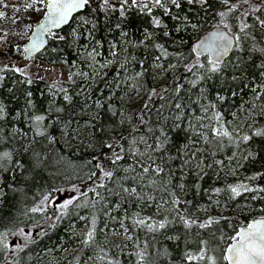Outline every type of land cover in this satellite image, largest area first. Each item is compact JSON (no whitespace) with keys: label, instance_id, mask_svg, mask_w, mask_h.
I'll list each match as a JSON object with an SVG mask.
<instances>
[{"label":"trees","instance_id":"1","mask_svg":"<svg viewBox=\"0 0 264 264\" xmlns=\"http://www.w3.org/2000/svg\"><path fill=\"white\" fill-rule=\"evenodd\" d=\"M98 3L99 0H92L89 7L58 31L60 35L67 37L65 41L49 38L46 48L33 59L56 65L64 63L77 68L80 73H88L82 54L95 47L100 53L96 56L98 61L105 64L112 61L111 64H106L107 71L99 81L97 76L93 77L88 73L90 75L87 78L81 75L71 83L57 81L50 84L46 80L35 79L30 74L16 72L0 64V77H3L0 80V103L5 105L8 112L5 119L0 120V152H13V163L8 165L9 170L5 172L0 169V189L3 190V195H0V233H6V240L0 242V264H42V259L50 253L56 258L57 264H108L107 259H96L99 248H104L108 256L119 259L121 264H135L134 253L144 248L145 242L148 245V264H179L180 254L186 248L195 250L199 238L210 239L209 233L214 229L201 230L194 226L186 236L183 225L173 221L174 214L168 213L169 205L162 203L170 200L168 193L172 190L180 197L178 208L181 214L202 220L207 216L226 218L216 226L226 234H234L226 221H230L238 229L246 226L251 219L264 217V138L252 135L253 128H264V114L261 113L264 110V88L260 87L264 84V77L254 66V63L260 64L264 57L257 55L250 59L247 52L241 53L244 58L241 67L244 71L240 80L232 82V73L229 71L226 73L229 77L226 83L222 84L221 79L214 78L192 87L188 82L194 76L183 67L184 63H192L191 58L181 60L175 69L168 68V64L177 63V52L188 57L191 45L199 36L211 30L212 24L219 19H213L214 11L222 10L219 1L210 0L213 7L207 12H200L203 27L198 31L189 29L179 33L175 31L170 16L164 15L161 9H153V14L161 17L168 25L167 29L153 28L151 16L135 8H128L124 18L119 16L118 11L108 16L100 10L92 12L93 8L98 9ZM175 11L173 8L172 12ZM184 12L195 16L194 12L188 13L187 6ZM240 12L238 9L235 15ZM81 16L97 22V28L93 32L94 39L82 36L73 42L71 30L79 26L77 21ZM244 19L250 24L253 21L250 14ZM117 23L120 28H116ZM87 27H91V24ZM32 29L33 26L30 32ZM145 29L156 35L151 40H145L144 45H138L140 40H144ZM164 31H169V36L165 37ZM121 32L127 35L121 36ZM253 34L257 36V47H264V40L259 37L258 25ZM173 39L177 41L175 45L171 43ZM181 39L184 41L183 45L179 44ZM95 40H101L102 46H97ZM153 40L165 44L169 57H163L150 46ZM112 43L120 46L115 57L111 55ZM252 43L251 39L246 41V48L251 47ZM236 55L233 51L229 57L234 60ZM158 56L160 59L157 61ZM154 61L165 70L154 67ZM137 72L142 75L136 76ZM28 79L32 80L31 84L27 83ZM141 83L143 90L139 92L130 86L138 87ZM177 83L181 85L179 93L173 90ZM60 87L67 89L68 95L72 97L71 102L64 100ZM152 88H156L159 96L165 99L161 100L159 96L153 95L149 100L148 93ZM201 88L204 89L203 95ZM29 92L30 97L27 95ZM233 92L235 95H232ZM217 93L224 95L226 100L219 101ZM137 97L139 100L133 105ZM29 99L34 107L27 105ZM97 100L103 107H97ZM173 102L181 103L184 113L181 128L168 131V147L175 159L162 165L164 172L159 177H151L156 181L155 184L149 185L148 180L141 184L138 175L133 180L134 174L125 172L129 165H133L137 173L142 171L136 163L140 157L134 159L129 154V145L133 137L147 134L149 126H157L162 117L173 115ZM50 104L52 111H49ZM210 104H216V110L221 113L225 126L233 132L232 142L217 139L206 144L189 129V124L209 125L206 117L213 115ZM109 105L112 106L111 111ZM202 106L209 111L203 112ZM56 108L61 111H55ZM120 109L124 110L125 117H131L130 121L125 119L122 125ZM25 112L29 115H45L48 133L55 139L50 141L36 136L23 115ZM113 112L117 114L113 116ZM158 112L160 116L157 115ZM17 113L21 115L18 117ZM247 113H251L250 119L239 132L233 131L231 122L234 117ZM141 116L145 121L143 124L139 122ZM171 123L169 119L168 124ZM133 126L137 131H133ZM102 128L105 131H101ZM204 130L208 131L207 128ZM241 134H248L252 138L248 142L235 139ZM113 136L122 137L119 145L125 149L123 153L119 152L117 146L107 147V144L112 143ZM186 136L197 141L195 145H190V151L196 152L199 149L198 156L204 158L200 168L196 167L198 161L195 158L187 166L183 163L186 158L183 156V146L189 143ZM101 140L106 141L103 147L99 143ZM23 146H27L29 151L25 152ZM138 146L143 149V144ZM113 151L123 157L115 166L111 165L109 159ZM33 152L40 154L42 163L39 167L34 166ZM249 152L254 155L247 160L243 159ZM16 160L23 163V169L15 164ZM165 160L167 161V154ZM217 160L222 163L217 164ZM97 163L114 172L111 179L103 181L105 187L98 186L100 180L99 169L95 167ZM209 164L211 167H207ZM169 170L173 173L172 182L165 185L162 181L169 178ZM181 170L185 177L183 181ZM92 172H96L97 176H91ZM197 181L200 184L198 189L195 187ZM181 182L186 185L183 191L177 187ZM121 184L128 188L136 187L142 199L123 192ZM236 184H242L251 191L241 190L239 196L232 198L228 185ZM213 188H220L221 192L214 193ZM61 194H65L64 200L57 202ZM70 199L72 204L62 210L64 201ZM33 208L37 210L32 211ZM133 212H139L140 217L155 219H162L167 215L170 223L159 232L134 228L131 220L126 219ZM94 216V242L86 246L82 242L83 234L92 226ZM121 221L130 229L132 240H127L123 234ZM196 233H200V236L197 237ZM113 235L120 239L114 240ZM166 235H178L180 239L168 240ZM216 235L218 240L219 233ZM134 241L139 242V247H132ZM121 243L129 247L121 251L116 247ZM164 249H168L171 255H158Z\"/></svg>","mask_w":264,"mask_h":264},{"label":"snow or ice","instance_id":"2","mask_svg":"<svg viewBox=\"0 0 264 264\" xmlns=\"http://www.w3.org/2000/svg\"><path fill=\"white\" fill-rule=\"evenodd\" d=\"M92 4V0H31V3L25 4L24 7L26 9L36 8V11L40 13V18L36 22L35 29L32 31V34L28 37V42L23 45V51L25 54H29L28 58H31L30 54L44 46L47 39L51 38L54 40L65 41L67 37L62 36L59 32L53 31V29L60 28L61 25L67 24L70 19H74V13H78V10H83L89 7ZM242 5H247L248 9L241 11L239 15H235L238 9L242 7ZM185 6H187L188 13H195V16H190L184 12ZM219 6L222 10L214 11L213 19L218 17L214 24L211 26V30L208 31L203 36H199L197 38V42L192 44L189 50L188 57H185L183 53L177 52V63H169L168 68L175 69L177 64L180 63L181 60H187L189 58L192 59V63H184L183 67L186 71L191 72L194 76V79L189 81L188 83L192 87H196L197 85L202 84L208 80H212L214 78L221 79V83H226L229 77L226 75L229 71H231L230 79L232 82L241 79L242 73L244 69L241 65L244 63V58L241 53L247 52L249 54V58L251 59L254 56L264 57V47H257V36L253 34V30L256 29L257 25L259 26V37L261 40H264V18H261L259 15H256L252 21V23H248L244 17L249 15V10L252 13H256L260 10L261 7H264V4H254L250 3L249 0H237V2H231V0H219ZM213 5L210 3V0H116L115 3L111 2V0H99L98 9L93 8L92 12H96L100 10L104 12L105 16H108L110 13L119 12V16L121 18L125 17L126 11L128 8L138 9L141 13H147L151 16V24L153 28L167 29L168 25L161 19L160 16L153 14V9H161L163 14L166 16H170L173 21V27L177 33L181 31L187 32L189 29L192 31H198L201 27H203L204 21L199 18V14L201 11L207 12L209 8H212ZM175 9V13L172 12V9ZM4 13L0 12V16H3ZM78 27L72 28L71 36L73 42H76L80 39V37H84L85 39L92 40L93 32L97 28V22L95 19H90L86 16H81L79 21H77ZM91 24V27H87V25ZM116 28H120V24H116ZM146 35L144 40H140L138 45H144L145 40H151L156 33L149 32L145 29ZM85 33L87 34L85 36ZM127 33L121 32V36H126ZM163 35L165 37L169 36V31H164ZM251 39L253 42L251 47L246 48V41ZM97 46H102L101 40L94 41ZM131 43V42H129ZM173 45L177 43L175 39L171 42ZM179 44L183 45L184 41L181 39ZM146 47L148 45H145ZM152 48L158 50L163 57H169L170 53L168 49L165 47L164 43L157 42L153 40L150 45ZM120 46L117 43L111 44V55L113 57L118 55ZM55 50V49H54ZM234 51L237 55L233 60L231 57H228V53ZM86 56L92 57L93 61H95V57L100 55L95 47L92 48L90 52H85ZM202 57L204 59H202ZM227 57V59H226ZM160 57H156L158 61ZM112 61L109 60L106 64H111ZM254 63V62H253ZM106 66V65H102ZM254 66L260 70V75L264 77V60L258 65ZM154 67L163 66L157 64L154 61ZM7 68V65H5ZM14 71L21 72L22 69L16 67ZM239 73V75H238ZM26 75V74H25ZM80 75L85 78L88 77V73L81 72ZM142 73L137 72L136 76H141ZM72 74H69V79L71 80ZM3 77H0L2 80ZM27 83L31 84L32 80L28 79ZM138 92L143 90V84L130 85ZM261 88H264V84L260 85ZM174 92L179 93L181 91V85L178 83L174 86ZM11 91V90H10ZM161 91H167V89H161ZM255 91V90H254ZM60 92L64 94V100L71 102L72 97L68 95L67 89L60 87ZM204 89L201 88V95H203ZM29 97L31 93L27 94ZM159 96V92L156 88H152L148 93V98L151 100L152 96ZM235 95V92L232 93ZM161 100L165 99L163 96H159ZM217 99L221 102L226 100L224 95H220L217 93ZM27 105L29 107H34L32 100H27ZM174 103L175 112L171 116H164L160 121H158L157 126L152 127L149 126L147 129V134L140 135L138 138L133 137L131 143L129 145V154L135 159V157L139 156L140 159L136 161L142 169L141 172L137 173L136 168L133 165H129L125 172H131L134 175L132 179L135 180L136 176L140 177V182L143 184L144 180H148L149 185L155 184L156 181L151 177H159L164 172V167L162 165L166 164L168 161L175 159L170 154L169 151V129H180L181 121L183 119V105L181 103ZM97 107H103L100 104V101H96ZM210 107L213 111V115L211 117H206L209 119V125H204L200 123L196 126L189 124V129L194 132V134L203 139V141L207 143H212L213 141L219 139L223 141L227 139V141L232 142L234 140L233 132L229 131V129L225 126V123L222 121V116L219 111L216 110V104H210ZM145 108H147V104H145ZM112 110V106L109 105V111ZM49 111H52V105H49ZM55 111L59 112L61 109L56 108ZM202 111L207 113L209 111L208 108H204L202 106ZM113 116L117 113L113 112ZM119 114L122 119L120 120V124L122 125L125 122V119L131 120V117L124 116V110L120 109ZM8 115V112L3 103H0V120H4ZM21 113H17L19 117ZM23 115L27 118L29 123L32 126V129L36 136L47 138L50 141L54 140L55 137L49 135L48 128L46 126V116L43 114H31L29 115L27 112L23 113ZM160 116V113H157ZM171 119V125L168 124V120ZM214 121V123H213ZM141 124L145 123L143 116L140 117ZM207 128L208 131L204 129ZM101 131H105L103 128ZM133 131H137L135 126H133ZM233 131L239 132V129H234ZM150 134V135H149ZM252 135L255 137L264 138V128H253ZM122 137H112V143L107 144V147L112 148L114 146L119 147V152L123 153L125 149L119 145V139ZM252 137L248 134H241L240 136L235 137L237 140H242L244 142L250 141ZM189 143L183 146V156L186 157L183 160L185 166H187L191 159L195 158L198 162L196 164L197 168H200V163L204 159L203 157L198 156L199 149L196 152L190 151V145H195L197 143L196 140H193L191 137H187ZM151 140V143H149ZM101 146H105L106 141H99ZM143 144V149H141L138 145ZM135 145L136 147H133ZM91 146V145H90ZM239 147V145H237ZM23 150L25 152L29 151L27 146H23ZM167 154V161L165 160V155ZM215 155V152L212 153ZM235 155V153H233ZM252 152H249L248 155L243 156V159L247 160L250 156H253ZM34 158V166L39 167L42 161L40 160V154L38 152H33ZM111 165L115 166L117 161L123 159V157L113 151L111 157L109 158ZM231 159V158H230ZM159 161V162H158ZM217 164H221L222 162L217 160L215 161ZM13 163V152L5 150L0 152V169L7 172L8 165ZM15 164L21 169L24 168L23 163L19 160L15 161ZM97 169H99V187H105L103 181L105 179H111L114 176L113 170L111 168L105 169V167L97 163L95 165ZM207 167H211V165H207ZM173 173L169 170V178L167 180L162 181L165 185L171 184V176ZM91 176H97L96 172H92ZM28 177H25L27 179ZM91 178V177H90ZM127 178V177H126ZM185 179L183 170H181V180ZM11 187V185H9ZM121 189L125 193H129L130 195H136L137 198L142 199L140 197L137 188L125 187L123 184L120 185ZM181 191L186 187L185 183L181 182L177 185ZM195 187L198 189L200 187L199 182L197 181ZM228 189L232 194V198L240 195L241 190L251 191V189L246 188L242 184L236 185H228ZM95 189H93L94 191ZM167 190V189H164ZM212 191L214 193L219 194L221 192L220 188H213ZM0 195H3V190L0 189ZM86 195V194H85ZM99 195V193H97ZM170 196V200L162 201L163 204L169 205L167 211L169 214H174L172 216V220L176 221L183 225L185 229L186 236L190 233V230L195 226L201 230H212L210 231V239L199 238L197 240V247L195 250L187 249L184 250L180 254L179 264H264V217L259 219H251L246 223V226H240L238 229L234 224L230 221H226L228 227L232 228L234 234H226L222 228L216 227L220 224L222 219H226L223 217L216 218L213 216H207L206 219L193 218L192 216H186L181 214L178 205H180V197L176 194L175 190H172L168 193ZM47 200V197H44ZM75 199V198H73ZM149 199H152L149 196ZM190 203V202H189ZM218 204L219 201H216ZM72 204V200H65L62 210H66L67 207ZM158 211L157 215H159V206H157ZM37 209L33 208L32 211H36ZM107 215V213H106ZM112 219H117L116 217H112ZM126 219L131 220V224L134 228H146L148 232H159L160 230L166 229L169 225L170 220L168 216H164L162 219H155L153 217L144 216L140 217L139 212H133L130 217L126 216ZM146 221H151L150 223H146ZM95 224L96 217L94 216L92 219V226L88 228V230L83 234V244L89 245L94 242L95 236ZM120 226L123 229V234L125 235L127 240H132V234L128 227L125 226L124 222H120ZM22 231V230H21ZM217 233H219V239L217 240ZM197 237L200 236V233H196ZM166 239L172 241H178L180 237L178 235L165 236ZM6 240V233H0V242H4ZM121 251L129 247V245L121 243L116 245ZM132 247H139V242L134 241ZM148 245L145 242L144 248L135 252L136 261L135 264H148V256L149 253L147 251ZM158 255L170 256L171 252L168 249H164L163 253H159ZM97 260H105L107 259L108 264H121L119 259L114 257H110L107 255V252L104 248H99V254L96 256Z\"/></svg>","mask_w":264,"mask_h":264},{"label":"rangeland","instance_id":"3","mask_svg":"<svg viewBox=\"0 0 264 264\" xmlns=\"http://www.w3.org/2000/svg\"><path fill=\"white\" fill-rule=\"evenodd\" d=\"M219 1V0H217ZM115 3L116 0H111ZM231 2H237V0H231ZM250 3L264 4V0H249ZM31 3V0H0V12L4 15L0 16V64L7 65V68L14 70L18 67L22 69V72L30 74L35 79L46 80L52 84L57 81H64L71 83L81 75L80 70L74 67H69L64 63L61 64H49L42 62L39 59L25 60V53L23 51V45L28 42L30 34V28L36 26V22L40 18V13L36 11V8L26 9L25 4ZM247 5H242L240 11L247 10ZM249 14L254 17L259 15L264 18V7L256 13H252L249 10ZM84 56L88 73L93 77L97 76L100 80L101 75L107 71V65L97 60L93 61L92 57ZM106 65V66H102ZM72 74V79H69V74ZM88 74V76L90 75ZM85 78V77H84ZM136 84L138 81L136 80ZM137 97L133 101V105L138 102ZM264 114V110L261 111ZM251 113L243 114L241 116H235L231 122L233 129L242 128L245 123L250 119ZM76 135V132L74 131ZM65 194H61L58 201L64 200ZM113 239L118 241L120 238L113 235ZM15 243V242H14ZM42 264H57L56 258L50 253L44 259Z\"/></svg>","mask_w":264,"mask_h":264},{"label":"water","instance_id":"4","mask_svg":"<svg viewBox=\"0 0 264 264\" xmlns=\"http://www.w3.org/2000/svg\"><path fill=\"white\" fill-rule=\"evenodd\" d=\"M83 10H84V9H83ZM83 10H78V13H74V16H76L77 14H79L80 12H82ZM71 20H72V19H70L69 22H68L67 24L61 25L60 28H58V29H53V31H56V32L60 31L62 28H64L65 26H67V25L70 23ZM34 29H35V27L32 29V31H33ZM32 31L30 32L29 36L32 34ZM208 31H210V30H208ZM208 31H206L205 33H203L201 36H203L204 34H206ZM196 42H197V40H196L193 44H195ZM47 44H48V39H47L46 43L44 44V46H43L42 48H40V49H38V50H36V51H34V52H32V53L30 54L31 58H28L29 54H25L24 59H25V60L33 59L34 57H36L38 54H40V53L46 48ZM232 52H233V51H232ZM232 52H229V53H228V57L232 54ZM226 59H227V57H226Z\"/></svg>","mask_w":264,"mask_h":264},{"label":"bare ground","instance_id":"5","mask_svg":"<svg viewBox=\"0 0 264 264\" xmlns=\"http://www.w3.org/2000/svg\"><path fill=\"white\" fill-rule=\"evenodd\" d=\"M203 58V57H202ZM257 219H259V218H257Z\"/></svg>","mask_w":264,"mask_h":264}]
</instances>
